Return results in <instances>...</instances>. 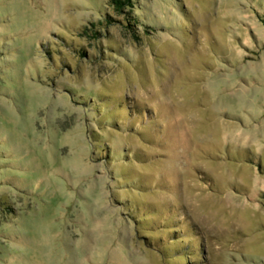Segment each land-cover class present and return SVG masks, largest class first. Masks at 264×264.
Listing matches in <instances>:
<instances>
[{
	"label": "rangeland",
	"instance_id": "1",
	"mask_svg": "<svg viewBox=\"0 0 264 264\" xmlns=\"http://www.w3.org/2000/svg\"><path fill=\"white\" fill-rule=\"evenodd\" d=\"M106 3L0 0V264H264V0Z\"/></svg>",
	"mask_w": 264,
	"mask_h": 264
},
{
	"label": "trees",
	"instance_id": "2",
	"mask_svg": "<svg viewBox=\"0 0 264 264\" xmlns=\"http://www.w3.org/2000/svg\"><path fill=\"white\" fill-rule=\"evenodd\" d=\"M138 0H107V7L111 9V11L116 16H121L122 18H125L126 20L130 19V21H127L128 25L126 26L127 29H131L132 25H135V19L131 17V13L133 10V6ZM124 19V20H125ZM115 21L110 17H105V22L103 24L105 26H110L114 24ZM264 23V19H263Z\"/></svg>",
	"mask_w": 264,
	"mask_h": 264
}]
</instances>
